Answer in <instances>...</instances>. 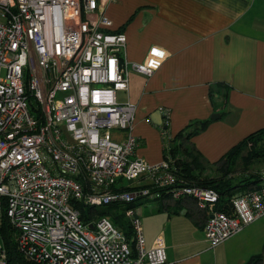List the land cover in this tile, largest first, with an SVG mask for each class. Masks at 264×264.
I'll use <instances>...</instances> for the list:
<instances>
[{
  "label": "built area",
  "instance_id": "built-area-1",
  "mask_svg": "<svg viewBox=\"0 0 264 264\" xmlns=\"http://www.w3.org/2000/svg\"><path fill=\"white\" fill-rule=\"evenodd\" d=\"M109 1L0 0V218L34 264H166L163 237L148 246L135 209L165 194L210 210L213 247L264 217V186L233 197L230 215L217 210L214 188L180 179L171 157L137 155V105L117 96L128 92L130 71L151 77L160 59L127 60ZM76 202L126 204L131 237L105 216L85 222ZM0 264H8L1 236Z\"/></svg>",
  "mask_w": 264,
  "mask_h": 264
},
{
  "label": "crops",
  "instance_id": "crops-1",
  "mask_svg": "<svg viewBox=\"0 0 264 264\" xmlns=\"http://www.w3.org/2000/svg\"><path fill=\"white\" fill-rule=\"evenodd\" d=\"M105 7L112 29L127 35L128 61L150 54L160 59L151 77L130 71L128 92L117 96L137 105V155L150 163L169 156L177 169L181 161L199 158L206 170L190 166L192 174L218 175L222 158L264 129V0H110ZM161 108L170 110L169 126ZM247 182L234 191L252 187ZM135 209L147 245L163 237L166 264L264 258V217L213 247L205 234L211 212L192 198L174 201L165 194L141 200Z\"/></svg>",
  "mask_w": 264,
  "mask_h": 264
},
{
  "label": "trees",
  "instance_id": "trees-1",
  "mask_svg": "<svg viewBox=\"0 0 264 264\" xmlns=\"http://www.w3.org/2000/svg\"><path fill=\"white\" fill-rule=\"evenodd\" d=\"M247 148L249 149V153L245 152ZM239 156L241 158L240 161H238ZM261 156H264V129L252 133L248 138H246L245 142L238 144L235 148H233L230 151V153H227L224 156V158H222V159L226 158L225 160L228 161V163L227 164L223 163L219 167V171L221 174L218 175L214 174V176H210V177L206 176L203 178L200 177L201 175L192 174V170L190 166L197 167L203 173L206 170V166L199 160V158L198 160H196V162L181 161L180 162L181 169H177V166L176 165L175 166H176V170L179 171L178 175L180 179L186 182L196 183L198 185L211 187L214 188L217 192H219L221 195V199L217 203V210L225 211L228 214L233 215L232 206L230 205L232 198L248 190H252V189L257 190L260 187H263L264 183L262 184L260 182L263 181L262 178H264V176H260L255 181L254 179H251L253 176H250L249 180H247L248 181L247 185L249 186L250 184H252L251 185L252 188L246 189L247 187L245 186L246 190L245 189H244L245 191L241 190L243 192L238 193L240 191L238 192L234 191L238 187L235 186V184L233 185L232 180L234 178L232 179L230 175L238 172L236 171L237 169L235 168L237 166L242 165L241 164L242 161H244V163L245 162L249 163L255 161L257 158ZM237 174H240V172ZM238 177H242V174L239 175ZM241 186L244 187L243 185ZM76 207L80 209L81 219L84 220L85 222L90 223L92 220L96 219L98 215L103 216L104 214L103 210L99 211L97 210V208H92L91 206H85L81 202H76ZM2 217L3 219H5V224L4 226L0 227V234L2 235L1 238L8 251V264H34L24 258L22 253L17 248L16 240L12 238L7 231L4 230L6 228L7 230H9V232H11V226L8 225V219L6 214H3ZM115 219H117V217H115ZM116 222L118 223V221ZM121 226H122L121 229L123 231H126L128 238H130L133 233V228L130 225V223H128L127 227H125L124 225ZM250 264H260V259L254 258V260H252Z\"/></svg>",
  "mask_w": 264,
  "mask_h": 264
},
{
  "label": "rangeland",
  "instance_id": "rangeland-1",
  "mask_svg": "<svg viewBox=\"0 0 264 264\" xmlns=\"http://www.w3.org/2000/svg\"><path fill=\"white\" fill-rule=\"evenodd\" d=\"M119 98L122 100L123 99V96L122 94L120 95L119 94ZM113 131H116L115 129ZM118 131H116L114 133V136L115 137H118L120 135H124L122 132L120 133H117ZM122 138V137H121ZM249 150V149H248ZM246 152V150H245ZM249 153V151H247ZM247 153V154H248ZM246 154V153H245ZM238 157V155H237ZM264 156H261L259 158H257L255 161H252V162H245L242 161V165L240 166H237L235 169H237L236 171H238L237 173L240 172V174H237V173H233L232 175H230L232 177V183L233 185L235 184V186H237L238 188L236 190H238L240 188L241 185H243L247 180H249V177L245 178V176H248V170L251 169L252 172L250 173V176H256V177H259V176H264ZM240 156L238 158V161H240ZM222 164L225 163L227 164L228 161L224 160L223 162H221ZM220 163V164H221ZM221 164V165H222ZM219 165V166H221ZM243 170V171H242ZM217 173L221 174L219 172V170L217 171ZM245 174L243 175L242 177H238L239 175L241 174ZM251 179H255L254 177H252ZM263 184V183H262ZM252 185V184H251ZM242 187V186H241ZM249 188H252V187H249ZM248 189V188H246ZM245 189V190H246ZM244 191V190H243ZM140 200H137L136 202H138ZM137 204V203H136ZM127 208V205L126 204H113V205H107V206H98L97 207V210L101 211L103 210L104 211V214L103 216H97V218L99 217H107L114 225H116L118 228H122L121 225H124L125 227H127L128 223L130 222V219L129 217H127L126 215V210ZM115 217H117V219H115ZM118 221V223L116 222ZM5 224V219H3V217L0 218V227L4 226ZM8 225L10 226V223L8 222ZM5 231L8 232V234L11 235L12 238H15L16 236V230L11 228V232H9V230H7L6 228L4 229ZM0 236L2 237V235L0 234ZM218 246V245H217Z\"/></svg>",
  "mask_w": 264,
  "mask_h": 264
},
{
  "label": "water",
  "instance_id": "water-1",
  "mask_svg": "<svg viewBox=\"0 0 264 264\" xmlns=\"http://www.w3.org/2000/svg\"><path fill=\"white\" fill-rule=\"evenodd\" d=\"M212 118H213V119H218L219 116L216 114V115H213Z\"/></svg>",
  "mask_w": 264,
  "mask_h": 264
},
{
  "label": "clouds",
  "instance_id": "clouds-1",
  "mask_svg": "<svg viewBox=\"0 0 264 264\" xmlns=\"http://www.w3.org/2000/svg\"><path fill=\"white\" fill-rule=\"evenodd\" d=\"M245 227H246V226H245ZM263 259H264V258H263ZM263 259H261V260H260V264H262V262H263Z\"/></svg>",
  "mask_w": 264,
  "mask_h": 264
}]
</instances>
